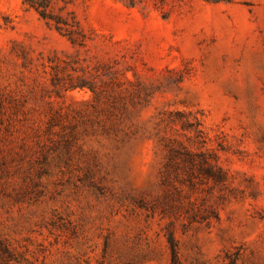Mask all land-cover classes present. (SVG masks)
<instances>
[{"label":"rangeland","instance_id":"374dc122","mask_svg":"<svg viewBox=\"0 0 264 264\" xmlns=\"http://www.w3.org/2000/svg\"><path fill=\"white\" fill-rule=\"evenodd\" d=\"M0 264H264V0H0Z\"/></svg>","mask_w":264,"mask_h":264},{"label":"trees","instance_id":"16d2710c","mask_svg":"<svg viewBox=\"0 0 264 264\" xmlns=\"http://www.w3.org/2000/svg\"><path fill=\"white\" fill-rule=\"evenodd\" d=\"M203 170L205 172V175L209 178H214L215 180L219 181L222 180L225 176V172L220 169V171L217 172H213V170L211 169L210 165L204 166ZM172 241V240H171ZM172 255H173V259L175 260L177 258V251H176V247L174 246V244L172 243Z\"/></svg>","mask_w":264,"mask_h":264}]
</instances>
